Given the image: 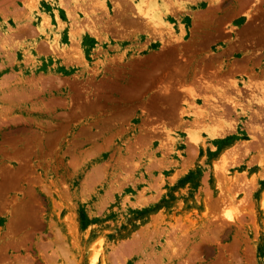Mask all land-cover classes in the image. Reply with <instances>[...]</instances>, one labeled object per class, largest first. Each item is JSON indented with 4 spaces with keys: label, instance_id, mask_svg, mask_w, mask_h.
I'll list each match as a JSON object with an SVG mask.
<instances>
[{
    "label": "rangeland",
    "instance_id": "obj_1",
    "mask_svg": "<svg viewBox=\"0 0 264 264\" xmlns=\"http://www.w3.org/2000/svg\"><path fill=\"white\" fill-rule=\"evenodd\" d=\"M93 1L53 49L0 0V264H264V0H178L177 41Z\"/></svg>",
    "mask_w": 264,
    "mask_h": 264
},
{
    "label": "bare ground",
    "instance_id": "obj_2",
    "mask_svg": "<svg viewBox=\"0 0 264 264\" xmlns=\"http://www.w3.org/2000/svg\"><path fill=\"white\" fill-rule=\"evenodd\" d=\"M31 2H32V4H31V9L32 8H36L37 9V7H43V2H42V0H30ZM45 2H48V3H50L51 5H55V7H54V10L53 11H51V12H49V13H52V15H50V14H44L43 13V15H41V13L43 12V10H41V8H39V11H40V13H39V17H38V10H36L35 12L33 11V13L30 11L29 12V14L31 13V15H32V17H33V19H32V21H35V22H37V28H38V35L40 36V37H44V38H48V39H50V45H51V48H53V49H57V48H62L63 46H61V44H60V42H61V40H62V33L67 29V27H70V26H73V30H72V32L71 33H73V36H75V37H77V36H80V38L82 37V38H84L85 37V34L87 33V32H89V31H95L96 30V28H97V23H94V21L92 20V17H91V19H90V16H89V20L91 21V25H89V24H87L86 26H87V28L88 29H86V28H84V29H81L80 31H79V27L77 26L76 28H75V23H77L79 20H81V12H80V10L81 9H79V6H80V4H78V6H76L75 4H77L76 2H75V0H44ZM80 1H82V0H80ZM87 2L88 1H91V0H86ZM95 1V0H94ZM94 1H93V3H94ZM107 1L108 0H96V2H98L100 5L99 6H101V8L102 7H104V9L106 10V8H108V3H107ZM127 1V0H126ZM131 2H132V4L134 5L133 7H134V9H135V12L137 13V15H135V19H136V21H137V18L138 17H141V18H144V20L146 19V26H147V28L148 29H153L154 30V33L156 34V33H158V35L161 37V38H164V35L166 34H168V35H170L173 39H175L176 41L177 40H181V39H184L190 32H189V30H187L186 28H175L174 26H173V24L170 22V21H168V20H170V19H172V15L171 14H173L174 12H172L171 10V8H172V6H173V8H174V5L175 4H179V6L180 7H188V5L189 4H186V3H181L180 1L178 2V0H171L172 1V4L173 5H168V4H170V1L169 0H130ZM129 1V2H130ZM167 1V2H166ZM168 1H169V3H168ZM222 1V0H221ZM121 2V1H120ZM124 2H125V0H124ZM193 2V1H192ZM79 3V2H78ZM86 3V2H85ZM84 3V4H85ZM121 3H123V1L121 2ZM120 3V4H121ZM59 4H62V6H64V7H66L67 8V10L68 11H70L69 13H71V15H73L72 17L73 18H75V21L76 22H74L73 23V20H72V22H70V23H68V21L66 20V21H64V19H62V17H61V13H60V7H59ZM84 4H82V6L84 5ZM89 4V5H88ZM88 6H90L91 4L88 2ZM95 4V3H94ZM119 3H118V5H120ZM124 4V3H123ZM129 4H131V3H129ZM128 4V2H127V5L128 6H130ZM117 5V7L118 8H122L121 6H118ZM122 5V4H121ZM127 5L125 6V7H127ZM85 6V5H84ZM92 6V5H91ZM170 6V7H169ZM191 6V5H190ZM73 7V8H72ZM94 7V6H93ZM124 6H123V8H122V10L125 8ZM179 7V8H180ZM89 8V7H88ZM87 8V9H88ZM99 9H100V7H99ZM128 10L130 9L131 10V8H127ZM66 10V9H65ZM98 10V9H97ZM72 11V12H71ZM95 11V10H94ZM118 11H119V9H118ZM67 12V11H66ZM125 12V11H124ZM121 13V12H120ZM70 14H69V16L68 17H70L71 16ZM85 15V14H84ZM89 15V14H88ZM94 15H95V13H94ZM94 15H93V17H94ZM127 15V14H126ZM134 15V14H133ZM92 16V15H91ZM27 17V16H26ZM71 17V18H72ZM133 18V20H134V22L132 21V24L133 23H135L136 21H135V19H134V17H132ZM140 20H143V19H140ZM143 20V21H144ZM89 21V22H90ZM131 21H130V23H131ZM140 22V21H139ZM106 23H107V21H106ZM106 23H103V24H106ZM112 23V22H111ZM144 24H145V22H143ZM102 24V25H103ZM136 24H138V23H136ZM70 25V26H69ZM130 25V24H129ZM165 26H168V27H166V29H163V28H161V27H165ZM139 27H141L140 25H139ZM101 28V27H100ZM13 29V28H12ZM86 30H88V31H86ZM26 31V30H25ZM97 31V30H96ZM29 32V31H28ZM218 32V31H217ZM23 33V32H22ZM25 33H27V32H25ZM18 34V33H17ZM16 34V35H17ZM24 34V33H23ZM172 34H173V36H172ZM53 35H55V37H53ZM96 35V34H95ZM21 36V35H20ZM25 36V35H24ZM157 36V35H156ZM158 36V37H159ZM97 37V36H96ZM167 38V37H166ZM166 38H165V40H166ZM54 39H56L57 41L56 42H54L53 43V41H54ZM36 40V39H35ZM164 40V39H163ZM162 40V41H163ZM64 44H66V43H64ZM159 44V43H158ZM162 44H163V42H162ZM228 50V49H227ZM56 51V50H55ZM231 83L233 84V86H234V88H236V90H237V88H238V90H240V85H239V83H238V81H236V80H234L233 82L231 81ZM229 84H230V82H229ZM251 83H249V85L247 84V83H245L244 82V86H248V87H251V85H250ZM263 84H264V82H263ZM263 84H261L262 86L260 87V84L257 86V87H260L259 89H262V90H264V87H263ZM214 85V84H213ZM212 86V85H211ZM229 85L227 84V86L226 87H228ZM232 85L230 84V87H231ZM207 87H209L208 85H207ZM206 87V88H207ZM213 87V86H212ZM211 87V88H212ZM215 87V86H214ZM203 88V87H202ZM205 88V89H206ZM210 88V87H209ZM229 88V87H228ZM204 88H203V90H205ZM214 89V88H213ZM217 90V89H216ZM237 90V92H239ZM208 91V90H207ZM218 91V90H217ZM241 91V90H240ZM193 97H195L196 99H198L199 98V95L197 94V92H195L193 89H189V91H188ZM212 91H210V93H211ZM173 93V92H172ZM219 93H221V94H225V95H223V96H225V97H227V95L228 94H226L227 92H226V89H220L219 90ZM240 93V92H239ZM171 94V93H170ZM177 94V93H176ZM256 95V94H255ZM167 96H169V94L167 95ZM172 96H174V95H172ZM178 96V95H177ZM176 96V97H177ZM214 96V95H213ZM212 96V94H211V98H215V96L213 97ZM229 96V95H228ZM171 97V96H170ZM224 97V98H225ZM172 98V97H171ZM205 98V97H204ZM211 98H206L205 100H208V101H210V99ZM229 98V97H228ZM255 99H257L256 101L258 102V103H263L264 102V95H261L260 97H258V95H257V98H255ZM169 100H170V98H169ZM227 100V99H226ZM168 101V100H167ZM184 101H186V100H184ZM228 101V100H227ZM229 101H231V103H233V105L235 106V109L236 110H238L239 108H241L242 107V103H240V100L239 99H233V97H231L230 96V98H229ZM170 102V101H169ZM169 102H168V104H169ZM174 104H175V102H173ZM173 103H172V105H173ZM165 104V103H164ZM170 104H171V102H170ZM171 105V106H172ZM183 107V106H182ZM197 107H199V106H196V108ZM221 106H219V108H220ZM184 108V107H183ZM187 108V107H186ZM182 109V108H181ZM185 109V108H184ZM198 110H191V111H186V112H184V113H182V114H184V116H190V118H192V116H191V114L193 115H195V119H191L190 121H191V123L192 124H199V125H201V126H206L207 127V130H209V128H208V126H209V122L210 121H212V120H218V119H222L223 117H224V113L222 114V116L220 117V118H218V116L216 117V118H213V117H209L208 116V114L207 113H205V112H203V110L199 107V108H197ZM183 110V109H182ZM187 110V109H186ZM242 111H245V109H241ZM182 112V111H181ZM241 113H243V112H241ZM210 114V113H209ZM258 114V113H257ZM214 115V114H213ZM211 116H212V113H211ZM220 116V115H219ZM259 116V115H258ZM199 118V119H198ZM210 118H211V120H210ZM188 121V120H187ZM197 123H196V122ZM194 122V123H193ZM191 124V125H192ZM221 126H223V125H221ZM200 127V126H199ZM197 128V127H196ZM196 128H194V130L196 129ZM215 131H216V129H215ZM217 132H219V131H217ZM223 134V133H222ZM222 134H220L221 136H222ZM198 138L199 137H197V140H198ZM188 143V142H187ZM192 143H194V141L192 142ZM191 143V144H192ZM195 144V143H194ZM188 147V146H187ZM195 153H197V152H195ZM190 154H192V151H191V153ZM237 159V158H236ZM225 161H227V160H225ZM225 163V162H224ZM224 163H222L223 165H224ZM227 164V163H226ZM223 165H222V167H223ZM225 167V166H224ZM227 167H225V169H226ZM222 169V168H221ZM227 171V170H226ZM225 171V172H226ZM153 228V227H152ZM148 229V228H147ZM152 231H154V229L152 230ZM156 231H158V230H156ZM155 232V231H154ZM160 232V231H159ZM139 234L138 235H140V234H142V232H138ZM145 233V232H144ZM154 234V233H153ZM157 234V233H156ZM143 236V235H142ZM137 237V236H136ZM147 237V236H146ZM145 237V238H146ZM149 237H152V235L150 236L149 235ZM132 239V238H131ZM137 239H138V237H137ZM137 239H135V241L137 240ZM143 239V238H142ZM148 239V238H147ZM141 239H139V240H137V241H140ZM137 241H136V243H137ZM128 242V241H127ZM134 242V241H133ZM141 242V241H140ZM140 242H138V243H140ZM147 242V241H146ZM130 244H132L131 243V241L129 242ZM137 243V244H138ZM148 243V242H147ZM135 243H133L132 245H134ZM141 244V243H140ZM126 245H128L127 243L125 244V246ZM136 245V244H135ZM134 245V246H135ZM139 245V244H138ZM137 246V245H136ZM141 246V245H140ZM140 246H137V247H140ZM127 247V246H126ZM128 247H130L129 245H128ZM133 246H131V248H132ZM121 248V247H120ZM122 249V248H121ZM124 249V248H123ZM142 249V248H141ZM100 250L102 251V249H101V247H96V249H95V251L93 252V257H92V259H91V264H97L98 263V261L97 260H101V258L103 257L101 254H100ZM137 250V249H136ZM139 250V249H138ZM102 256V257H101ZM103 260V259H102ZM104 261V260H103Z\"/></svg>",
    "mask_w": 264,
    "mask_h": 264
}]
</instances>
